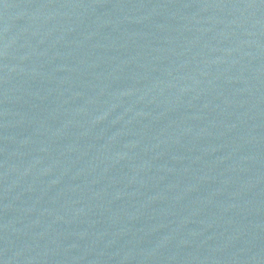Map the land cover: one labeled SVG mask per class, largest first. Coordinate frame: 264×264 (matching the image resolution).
Here are the masks:
<instances>
[{
	"label": "water",
	"instance_id": "95a60500",
	"mask_svg": "<svg viewBox=\"0 0 264 264\" xmlns=\"http://www.w3.org/2000/svg\"><path fill=\"white\" fill-rule=\"evenodd\" d=\"M0 264H264V0H0Z\"/></svg>",
	"mask_w": 264,
	"mask_h": 264
}]
</instances>
